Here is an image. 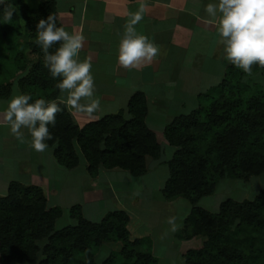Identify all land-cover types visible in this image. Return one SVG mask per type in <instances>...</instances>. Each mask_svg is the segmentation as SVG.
Returning a JSON list of instances; mask_svg holds the SVG:
<instances>
[{"label":"trees","instance_id":"obj_1","mask_svg":"<svg viewBox=\"0 0 264 264\" xmlns=\"http://www.w3.org/2000/svg\"><path fill=\"white\" fill-rule=\"evenodd\" d=\"M9 4L14 14L5 20ZM49 15L56 17L60 27L55 0L43 1L36 8L24 0L0 3V29H23L24 38L33 39L39 56L19 79L23 94L32 97L30 103L43 97L57 100L60 93L56 84L61 78L54 79L44 66V53L37 43L36 24ZM245 75L229 64L221 82L199 95L198 106L176 116L164 129L165 140L175 149L166 161L170 176L162 194L167 200L184 197L191 204L177 239L205 237L202 245L183 250L184 264H264V187L252 200H226L218 213L199 205L220 178L264 173V90L246 98L251 80ZM37 92L41 97H36ZM10 93L9 86H0V97ZM60 106L55 126L49 125L53 139L46 143L56 146L55 158L66 168L76 166L83 155L91 175L102 164L140 176L147 171V156L163 157V145L145 121L148 108L142 92L129 101L128 118L120 111L82 127L65 104ZM62 215L61 207L47 206L41 188L11 182L7 194L0 196V264H113L118 257L131 260L130 264H160L150 239L131 238L128 212L112 211L93 222L75 205L69 210L75 223L58 228ZM111 241L120 242V250L96 262L91 249Z\"/></svg>","mask_w":264,"mask_h":264},{"label":"crops","instance_id":"obj_2","mask_svg":"<svg viewBox=\"0 0 264 264\" xmlns=\"http://www.w3.org/2000/svg\"><path fill=\"white\" fill-rule=\"evenodd\" d=\"M43 1L46 0H39V4ZM55 1L59 25L69 33L76 29L86 37L79 59L81 61L91 59L95 83L94 96L100 99V111L93 116L68 107L74 121L82 127L107 115L120 111L127 112L133 95L142 92L148 108L145 121L156 133L159 143L163 145L164 154L159 159L147 156V171L140 176H134L129 170L121 167L106 168L102 164L98 173L91 175L88 171V162L83 155L76 166L66 168L55 158V145H48L44 152H37L31 147V136L27 129H23L24 139L21 140L12 135L10 128L6 126L3 117L8 102L14 95L23 94L18 86L17 89L11 90L8 97H0L2 190L6 187L7 194L9 184L14 181L41 188L47 206L61 207L63 215L59 220H66V223L70 218L72 222L68 224L75 223L69 216L70 208L75 205H80L84 217L93 222L100 221L109 212L124 210L130 215L128 229L131 238H145L144 233L134 234L137 225H132L129 208L131 205H137L140 198L136 195L137 192L131 191V187L151 174L153 167L154 170L161 164L168 167L166 161L172 157L175 148L165 140L166 125L176 116L194 110L198 106L199 95L220 83L226 67L230 64L223 58L225 53L220 36L208 23L204 12V7L208 3L218 0ZM141 3H144L146 8L144 18L135 25L136 31L138 34L148 36L158 47L159 53L151 64L127 70L118 63L119 44L125 31V24L129 20V13L137 12ZM63 95L66 101L67 93ZM166 146L170 147L167 149ZM168 150L170 154L166 156ZM168 172L169 175L163 178L164 182L158 184V192L164 201H172L165 199L162 194V188L170 176V170ZM155 175H151L152 179H156L157 173ZM120 189L124 194L119 193ZM5 194L0 193V196ZM190 210L191 206L185 212L180 227L183 226ZM149 239L155 254L157 242L150 237ZM187 242L189 241L177 239L176 248L179 247L182 253L181 246Z\"/></svg>","mask_w":264,"mask_h":264},{"label":"clouds","instance_id":"obj_3","mask_svg":"<svg viewBox=\"0 0 264 264\" xmlns=\"http://www.w3.org/2000/svg\"><path fill=\"white\" fill-rule=\"evenodd\" d=\"M3 0H0L2 3ZM146 5L141 3L135 13H129L125 31L119 44L118 63L127 70L149 65L159 49L148 36L138 34L135 28L143 18ZM208 23L220 36L224 46V59L244 73L251 75L257 65L264 68V0H218L204 7ZM14 8L11 4L4 10V19L11 20ZM37 43L44 53V66L51 76L61 78L56 84L61 96L57 100L36 99L31 95H14L8 102L4 122L17 139H24L23 129L31 136V147L44 152L52 140L49 125L55 126L56 116L62 111L61 104L76 112L93 116L100 111V99L95 98V83L90 58L79 59L86 37L73 29L72 33L57 26L56 17L49 15L36 24ZM59 45L54 52L49 49ZM64 93H67L65 101ZM86 100V103H81ZM168 223L175 231V217Z\"/></svg>","mask_w":264,"mask_h":264},{"label":"rangeland","instance_id":"obj_4","mask_svg":"<svg viewBox=\"0 0 264 264\" xmlns=\"http://www.w3.org/2000/svg\"><path fill=\"white\" fill-rule=\"evenodd\" d=\"M12 1L16 2V0ZM24 1L28 2V5L31 8H36L39 4V0ZM22 32L23 29H0V86H9L11 90L17 89L19 86V79L29 72L30 68L33 67L39 58L38 53L34 50V45H32L33 39H25V35L22 34ZM245 78L248 81L251 80L249 82L250 88L246 93V98L255 93L260 95L264 90V68L254 65L251 75L247 74L245 75ZM36 97H41V93L37 92ZM44 99L46 100V98ZM123 113L126 117H129L128 112L125 111ZM169 147L170 146H166L167 149ZM168 154H170L169 150L167 151L166 156ZM157 167L158 169L155 168V170L153 167L154 171L152 170L151 174L145 176L131 187V191L137 192L136 195L140 198L137 205H129L133 222L131 223L132 225H137V231H135L134 234L144 233L146 234L145 238L149 239L150 237L157 242L155 247L157 250L154 248V252L157 254L160 264H184L182 253L180 252L179 247L176 248L178 245L177 234L181 231L179 225L183 222L184 214L191 205L184 197H179V199H173L172 201H164L162 199V196L158 192V184L159 182H164L163 178L169 175V168L162 164L161 166L157 165ZM155 173H157V177L156 179H152L151 175H155ZM2 187L3 185L0 183V193L5 194L7 189L4 187L2 190ZM263 187L264 173L249 177H223L217 181L212 194L204 196L200 200L199 205L205 207L210 212L218 213L220 211V205L226 200L232 199L237 202L252 200ZM120 192H123L124 194L122 189L119 190V193ZM150 194L152 195L150 196ZM162 207L166 210L164 211ZM170 217H175V231L172 230V226L168 223ZM65 221L66 220H59L57 227L59 228L64 224L72 222L70 218H68L66 223ZM159 227H161L160 230L158 229ZM144 231L148 233H145ZM171 237L173 238L171 239ZM204 240L205 237L196 236L185 245H182L181 251L183 252L188 246H200ZM121 245L120 242L111 241L104 243L96 250L95 247L92 248L91 251H94V260L101 263L111 253L118 252ZM130 261L131 260L118 257L113 264H130Z\"/></svg>","mask_w":264,"mask_h":264}]
</instances>
